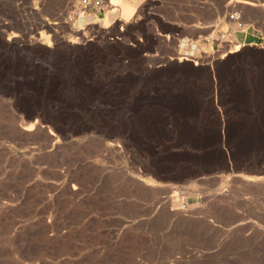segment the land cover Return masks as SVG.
<instances>
[{
	"label": "rangeland",
	"instance_id": "374dc122",
	"mask_svg": "<svg viewBox=\"0 0 264 264\" xmlns=\"http://www.w3.org/2000/svg\"><path fill=\"white\" fill-rule=\"evenodd\" d=\"M109 1L0 0V264H264V42L259 101L188 64L230 12L264 32V0L196 7L181 66L103 39L149 2Z\"/></svg>",
	"mask_w": 264,
	"mask_h": 264
},
{
	"label": "crops",
	"instance_id": "0c3cea01",
	"mask_svg": "<svg viewBox=\"0 0 264 264\" xmlns=\"http://www.w3.org/2000/svg\"><path fill=\"white\" fill-rule=\"evenodd\" d=\"M225 1L227 0H149L141 8L142 16L126 26L127 34L129 27L135 26H145L148 31L146 34L138 30L132 31L131 37H127L128 42L139 46L141 57L156 58L161 55L163 58L177 59L178 42L200 34L204 23L214 21L215 16L202 15L196 7H215ZM230 34L234 42L238 43L237 46L230 47L227 43L218 44L213 41L212 57L198 62L196 58H202V53L197 50L189 59L191 63H188L195 72L206 73L210 86L209 98L222 107H225L223 103L226 101L252 103L262 99L264 32L248 23L245 30L232 29ZM175 64L181 66L186 62L179 58Z\"/></svg>",
	"mask_w": 264,
	"mask_h": 264
},
{
	"label": "built area",
	"instance_id": "2783aa9c",
	"mask_svg": "<svg viewBox=\"0 0 264 264\" xmlns=\"http://www.w3.org/2000/svg\"><path fill=\"white\" fill-rule=\"evenodd\" d=\"M80 6L84 9L91 10L94 12H99V8L103 6V0H78ZM137 15L133 16V20ZM226 19L232 23L235 28L233 30H245V22L242 20L241 13L239 11H233L225 15ZM118 23L115 25H111L114 29V32H109L105 29L102 33V38L111 42H125L127 38V24L123 23L120 20H117ZM231 27L228 26L224 31H218L217 38L214 39L218 44L222 43H232V40L229 38ZM131 43V42H129ZM132 44V43H131ZM192 57V55H191Z\"/></svg>",
	"mask_w": 264,
	"mask_h": 264
},
{
	"label": "bare ground",
	"instance_id": "6f19581e",
	"mask_svg": "<svg viewBox=\"0 0 264 264\" xmlns=\"http://www.w3.org/2000/svg\"><path fill=\"white\" fill-rule=\"evenodd\" d=\"M108 5L112 6V5H115V4H113L112 1H109ZM100 8H101V7H100ZM81 9L84 11V14H85V13H90V12H92L91 10L89 11V10L84 9V8H82V7H81ZM113 11H115V10H113ZM90 15H91V14H90ZM86 27H87V26H86ZM47 28H48V29H51L50 26L47 27ZM73 29H74V28H73ZM75 31H76V30H75Z\"/></svg>",
	"mask_w": 264,
	"mask_h": 264
}]
</instances>
